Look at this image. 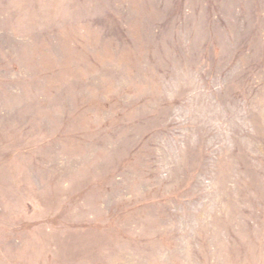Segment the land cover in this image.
<instances>
[{
    "label": "rangeland",
    "instance_id": "obj_1",
    "mask_svg": "<svg viewBox=\"0 0 264 264\" xmlns=\"http://www.w3.org/2000/svg\"><path fill=\"white\" fill-rule=\"evenodd\" d=\"M0 264H264V0H0Z\"/></svg>",
    "mask_w": 264,
    "mask_h": 264
}]
</instances>
